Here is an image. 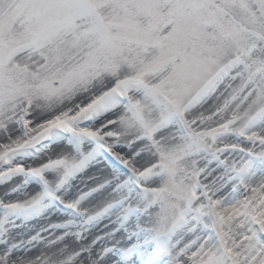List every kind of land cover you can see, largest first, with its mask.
Returning a JSON list of instances; mask_svg holds the SVG:
<instances>
[{"label":"snow or ice","instance_id":"6c2138e0","mask_svg":"<svg viewBox=\"0 0 264 264\" xmlns=\"http://www.w3.org/2000/svg\"><path fill=\"white\" fill-rule=\"evenodd\" d=\"M0 264H264V0H0Z\"/></svg>","mask_w":264,"mask_h":264}]
</instances>
